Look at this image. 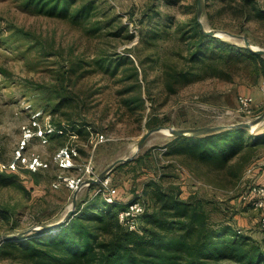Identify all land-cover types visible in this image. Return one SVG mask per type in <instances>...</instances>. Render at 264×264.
I'll return each instance as SVG.
<instances>
[{
  "label": "rangeland",
  "instance_id": "obj_1",
  "mask_svg": "<svg viewBox=\"0 0 264 264\" xmlns=\"http://www.w3.org/2000/svg\"><path fill=\"white\" fill-rule=\"evenodd\" d=\"M89 1L96 7L98 28L81 20L73 23L64 14H46L38 3L0 0V172L12 181L0 184V235L62 219L77 186L116 159L131 156L151 128L232 124L250 121L264 111V106H256L249 120L225 115L236 110L240 95H251L254 101L260 98L258 93L264 96V79L246 59L241 41L217 37L221 42H205L200 56L190 63L196 0H77L75 4ZM259 2L264 5V0ZM207 10L216 29L237 33L232 29L239 22L234 18V1L215 0ZM203 22L213 29L205 14ZM245 29L251 43L264 48V27L250 21ZM228 43L235 48L228 51ZM117 56L119 61L109 70L95 64L96 59ZM139 61L144 63L142 70ZM133 65L141 72L142 106L124 103L138 91ZM190 66L193 79L176 93L166 94L163 71H185ZM255 130L264 134V124ZM178 145L186 142L166 131L154 133L137 155L142 161L117 166L108 185L126 202L141 194L153 178L167 188L180 185L183 197L192 193L204 201L211 221L230 225L240 237L264 240L261 210L240 199L252 185L264 186V170L248 171L264 158V145L257 147L242 177L222 188L193 176L177 161L182 156H170L169 149ZM66 150L74 154L68 156ZM88 187L80 190L77 204L101 188ZM1 251L0 264H22L17 252L8 249L10 253L2 257Z\"/></svg>",
  "mask_w": 264,
  "mask_h": 264
},
{
  "label": "trees",
  "instance_id": "obj_2",
  "mask_svg": "<svg viewBox=\"0 0 264 264\" xmlns=\"http://www.w3.org/2000/svg\"><path fill=\"white\" fill-rule=\"evenodd\" d=\"M25 1L38 3L39 10L49 15L64 14L73 23L81 20L92 23L96 28L100 24L95 18L96 7L91 6V1L79 6L75 4L77 0ZM214 1L204 0L203 16L205 14L207 23L216 29L217 24L210 12L206 11V7H211ZM231 1L236 3L234 18L239 20L232 29L250 40L245 25L254 21L264 27V5L259 0ZM192 25L194 39L189 43L188 50L189 61L193 64L200 56L203 43L221 41L201 31L197 21V7ZM235 46L228 43L226 49L231 51ZM243 48L246 59L253 63L257 76L264 79V56L249 51L244 45ZM119 57L121 56L99 58L95 64L109 70L114 62L119 61ZM143 64V61H139L141 70ZM139 74L141 72L138 67L133 65V78L138 91L133 98L124 101L125 104L137 102L138 106H142ZM193 76L192 66L185 71L164 70L161 75L163 90L166 94L176 93L177 88L190 82ZM143 79L146 81L144 73ZM74 132L81 134L82 130L74 129ZM257 132L239 128L195 137H174L185 141L186 146L171 148L168 154L182 156L177 161L199 180L215 187H227L242 177L254 159L257 147L264 145V134ZM137 160L142 161L138 156L130 163L119 166H126ZM10 183L12 181L6 176V172H0V184ZM99 185L91 184L88 189L95 190ZM144 193L147 194V199L144 198ZM134 198L126 202L117 195L113 203H108L100 192L87 194L63 226L51 232L32 234L2 243L1 256L10 253V249L19 254L22 264H264V240L240 237L230 225L211 221L204 201L192 193L183 197L180 185L171 184L167 188L153 178L146 183L142 193ZM137 200L143 203L144 212L138 219L139 230H130L119 221L118 213L129 202Z\"/></svg>",
  "mask_w": 264,
  "mask_h": 264
},
{
  "label": "water",
  "instance_id": "obj_3",
  "mask_svg": "<svg viewBox=\"0 0 264 264\" xmlns=\"http://www.w3.org/2000/svg\"><path fill=\"white\" fill-rule=\"evenodd\" d=\"M203 12H204V0H197V21L200 24V29L204 34L209 35V36L219 37V38L225 37L228 40L237 41V42L241 41L243 45L249 51L260 54L261 56H264V49L261 47L254 46L251 43V41L248 39V37H246L245 35L232 33L226 30L205 28L204 23H203V19H204ZM263 124H264V111L250 121H242V122H236L232 124L203 126V127H197V128H175L173 126L159 125L157 127L151 128L137 141L136 148L134 150V153L131 156L116 159L115 161L110 163L98 175L84 180L80 185L77 186L76 190L73 193L72 203L68 211L66 212V214L62 217V219H60L56 223L47 224V225H38V226H34L29 229L19 231L16 233L0 235V244L8 242V241H14L19 238L27 237L32 234L51 232L63 226L64 223H66L75 212V209L77 206L78 194L80 190L82 189V187L89 186L91 184L102 183L105 179L109 177L111 172L117 166L134 160L139 154V152L145 146V143L148 140V138L156 132L166 131L168 135L173 136V137H195V136L211 134V133H215L219 131L239 129V128H246L249 131L253 132L257 127Z\"/></svg>",
  "mask_w": 264,
  "mask_h": 264
},
{
  "label": "built area",
  "instance_id": "obj_4",
  "mask_svg": "<svg viewBox=\"0 0 264 264\" xmlns=\"http://www.w3.org/2000/svg\"><path fill=\"white\" fill-rule=\"evenodd\" d=\"M256 103L251 95H240L237 101V108L235 111H226L225 115L231 114L232 116H238L242 119H251L254 115ZM48 134V133H47ZM42 135V132H40ZM67 155L74 154V151H65ZM68 155V156H69ZM38 161L36 160V163ZM33 164V163H32ZM34 166V165H33ZM256 168L264 170V159L254 166L250 167L248 171H252ZM109 178L102 182V188L99 192L105 196L108 203H113L117 196V189L108 185ZM240 199L252 205L254 208L261 210V223L264 226V186L260 184L252 185L247 191L242 193ZM144 212L143 203L139 200L131 201L127 207L118 213V219L130 230H139V216Z\"/></svg>",
  "mask_w": 264,
  "mask_h": 264
},
{
  "label": "crops",
  "instance_id": "obj_5",
  "mask_svg": "<svg viewBox=\"0 0 264 264\" xmlns=\"http://www.w3.org/2000/svg\"><path fill=\"white\" fill-rule=\"evenodd\" d=\"M258 93V92H257ZM264 95V94H263ZM259 99L257 100H255L256 101V106H257V108L258 109H260V108H262L263 106H264V100H263V98H264V96H263V98L261 97V95H259V93H258V95H256Z\"/></svg>",
  "mask_w": 264,
  "mask_h": 264
}]
</instances>
